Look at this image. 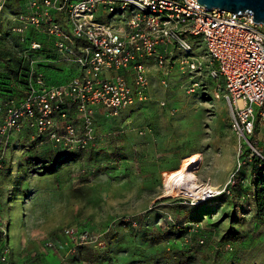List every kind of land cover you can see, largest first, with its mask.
Here are the masks:
<instances>
[{
	"label": "rangeland",
	"instance_id": "374dc122",
	"mask_svg": "<svg viewBox=\"0 0 264 264\" xmlns=\"http://www.w3.org/2000/svg\"><path fill=\"white\" fill-rule=\"evenodd\" d=\"M13 3L16 5V1ZM9 15L5 13L1 25L5 31ZM37 39L46 47L36 58L56 63L50 68L42 63L40 67L51 83H66L78 73L72 64L57 63L60 56L51 45L42 37ZM191 43L196 57L204 56L202 39L191 38ZM16 46L15 36L0 41L4 52L14 54ZM3 71L0 66V75ZM160 80V74L151 68L148 101L127 112L134 119L133 127H148L136 129L143 134L127 137L126 128L119 126L118 120L96 118L97 129L112 139L110 148L107 145L74 152L78 159L55 166L45 179L25 177L26 166L12 174L19 178L8 176L7 185L17 188V198L5 203L0 211L10 225L11 264H34L35 257L49 250L45 243L58 240L70 225L106 234L102 246L78 250L69 264H264V172L258 182L241 183L247 175L244 170L250 172L251 165L237 169L238 141L231 129L224 90H217L222 80L213 79L209 70H204L201 77H196L200 87L190 94L186 91L190 78L177 69L167 86ZM122 116L126 112L119 118ZM130 138L141 143L134 147H138L135 155L124 145ZM27 143L22 140L15 144L19 159L32 151ZM179 153L181 157L196 154L187 158L198 162L193 170L198 185L211 187L202 197L224 189L233 174L238 184L230 194L210 196L202 202L162 198L171 172L162 173L161 164L176 162ZM56 155L63 156L57 150ZM41 168L33 164L31 171ZM32 189L36 197L32 194L25 205L24 197ZM29 210L30 219L26 216ZM24 238L29 239L27 247L21 245ZM225 242L231 243L232 251L225 249Z\"/></svg>",
	"mask_w": 264,
	"mask_h": 264
},
{
	"label": "built area",
	"instance_id": "2783aa9c",
	"mask_svg": "<svg viewBox=\"0 0 264 264\" xmlns=\"http://www.w3.org/2000/svg\"><path fill=\"white\" fill-rule=\"evenodd\" d=\"M10 1L20 7L8 17L7 30L23 46L27 95L0 100V172L14 133L25 127L32 141L65 153L95 147L102 137L96 112L114 118L148 101L151 68L162 86L174 69L190 78L188 94L200 87L196 77L204 70L222 80L217 90H224L238 141L237 169L246 161L264 166V26L253 22L252 14L208 10L198 0H0V25ZM37 37L60 56L57 63L72 64L78 73L66 83H51L38 66L56 63L35 57L44 48ZM197 37L206 48L200 58L191 43ZM246 182L250 179L241 183ZM236 184L233 174L211 196L230 194ZM9 229L0 211V264H11ZM105 234L70 225L45 247L68 264L81 247L102 246ZM225 249L232 251L231 243Z\"/></svg>",
	"mask_w": 264,
	"mask_h": 264
},
{
	"label": "crops",
	"instance_id": "0c3cea01",
	"mask_svg": "<svg viewBox=\"0 0 264 264\" xmlns=\"http://www.w3.org/2000/svg\"><path fill=\"white\" fill-rule=\"evenodd\" d=\"M60 71L62 72L63 70L61 69ZM124 112H126V116H122V119L117 117L114 120L113 119L112 120L113 121L118 120L119 126L126 128L125 132L127 134L126 135L127 137L133 135V136H131L133 138L134 135L143 134V132H141V131H139L137 133L136 129L139 128L140 130H142V129L144 130V129L148 128V127H146V126L133 127L134 126L133 123H135V122H133V120H134L133 117L129 118L130 115L127 114L128 110H126ZM124 112H122V113H124ZM96 118H98V120H100V121L101 120H105L104 119V112L101 111V110H98L96 112ZM113 121H108L107 123L109 124V123H111ZM20 131H21V129L19 131L15 132L14 135H13L11 146H10V149H9V151L7 153V156H6L5 167L0 172V207H2V208L5 207V205H4L5 203H8V202L11 203L15 198H17V197H15V192H16L17 188L14 187L13 185L12 186H10V185L8 186L7 185L8 184V176H12V177L15 176L16 174L12 175L13 173H15V170H17L18 173H19L21 171L20 169L23 166H26L25 177H27V178L28 177H30V178L31 177H33V178L34 177H40V178L45 179L44 177L50 176L52 173L51 174H46V175H40V174L36 173L35 171L32 172L31 171V167H32L33 164H35L34 159L39 158V159L47 161L48 158L52 159L53 154H54V152L56 150L59 151L58 149L52 147L49 143L41 142V141H37V142L31 141V138H30L31 133H30L29 129L28 130L27 129L23 130L22 132H20ZM99 132H100V130H99ZM101 134H103V133H101ZM103 135H105V134H103ZM22 140H25V142H28L27 144H30L29 147L32 148V151L30 153H27L25 155L24 159H21V158L19 159L18 156H17L19 151L15 150V144L17 142L22 141ZM128 140L129 141H125L124 142V145H125L126 148H128V150H130L132 152V154H134V152L138 150V147H136L135 149H134V147L135 146H139L141 143L139 144L138 140H133L135 142H132L131 138L128 139ZM111 141H112V139L107 137V136L106 137H102L100 142L97 143L96 146L93 147V148H99L100 149L102 147L103 148L106 147L107 145H109V148H110ZM112 146H115V142H112ZM112 146H111V149L113 148ZM141 147H142V149H144L143 146H141ZM145 153L146 152L144 151L143 154H145ZM191 155H196V154L195 153H191V154H188V155H185V156L181 157V155L179 153V157L176 159V162H173V161H172L173 163L163 162L161 164V166H162L161 167V172L164 173V174H166V173L169 174L171 171H174V170L178 169L181 166L183 160L185 158L191 156ZM66 164L61 163L60 166H64ZM39 166H41V165L38 164V167ZM33 168L35 169L36 167H33ZM244 172L247 175H245ZM244 172H242L243 175H245L247 179H250V172L247 171V169H245ZM20 177H22V176H20ZM17 178H19L18 175L15 176V179H17ZM18 191L21 192V189L18 190ZM32 194H35V196L34 195L33 196L36 197V192L34 191V189H32L31 192L29 194H26V196L24 197V204L25 205L28 204L29 197ZM20 196H22V195H20ZM31 212L32 211L29 210L27 212L28 214L26 215L29 219L32 217V213ZM28 241H29V239L24 238L21 241L22 247H27ZM42 253L43 254H41L39 257H35V260L33 261L34 264H60L59 254L57 255L55 250H43ZM32 257H34V255H32ZM19 260H20V258L18 259V261ZM11 263H12V260H11ZM18 263L20 264L21 262H18Z\"/></svg>",
	"mask_w": 264,
	"mask_h": 264
},
{
	"label": "trees",
	"instance_id": "16d2710c",
	"mask_svg": "<svg viewBox=\"0 0 264 264\" xmlns=\"http://www.w3.org/2000/svg\"><path fill=\"white\" fill-rule=\"evenodd\" d=\"M14 1H10L8 2L7 6H6V10L5 13L9 12L10 15L8 17H10L11 15H15L20 11V7H17L14 3ZM0 32L3 33L4 37L0 39V41H5L8 37H10V33L5 30H3L1 28L0 25ZM43 38V37H42ZM17 39V38H16ZM37 39V38H36ZM37 41H39L37 39ZM41 42V41H39ZM43 45L45 43L41 42ZM16 49L14 54L13 53H8L1 51L0 50V66L3 67L4 69V75H0V99L2 98H9V97H14L17 98L18 100H21L22 98H25L27 93H26V81L24 80V78L26 77V71H27V65L23 62L22 58L20 57V52L23 50V46H21L18 42H17ZM45 45L44 48L41 52L36 53V56L39 54H44L45 52ZM35 56V57H36ZM51 60V59H49ZM42 64H39V68L41 67ZM43 66V65H42ZM45 67L50 68L51 65H45ZM2 74V73H1ZM132 108V107H131ZM129 108V109H131ZM127 109V110H129ZM126 111V110H124ZM122 111V112H124ZM122 112L119 114V116L122 114ZM117 116V117H119ZM117 117L114 118H106V119H115ZM99 131V130H98ZM100 133V132H99ZM100 135L102 137H105V135L101 134ZM101 137V138H102ZM101 138L98 140V143L100 142ZM37 142V141H34ZM92 149V148H91ZM59 150V149H58ZM126 150H128V148H126ZM58 153L62 154L63 156H59L56 155L55 157L53 156L52 159L50 160H42L39 158L34 159L35 164H40L42 166V168L38 171H36V173L40 174V175H46V174H51L53 173L55 166L57 167L58 165L60 166L61 163H69L72 161H75L76 159H78V156L76 154L78 153H65L61 150L57 151ZM130 152V150H129ZM59 156V157H58ZM132 156V154H131ZM59 160V161H58ZM250 163L251 165V170H250V181H260L261 177H262V173L264 172V166L260 169H257L256 165H255V161H246V165ZM177 170V169H176ZM44 171V172H41ZM173 172V171H171ZM256 173V177L253 178L252 174ZM247 178H242V181H245ZM241 184V183H240ZM233 190V189H232ZM226 194L222 195L225 196ZM204 203H199V205H202ZM140 221V220H139ZM171 233H167V235L165 236V238H169ZM230 243V242H225V244ZM81 249H87V247H81L79 250Z\"/></svg>",
	"mask_w": 264,
	"mask_h": 264
},
{
	"label": "bare ground",
	"instance_id": "6f19581e",
	"mask_svg": "<svg viewBox=\"0 0 264 264\" xmlns=\"http://www.w3.org/2000/svg\"><path fill=\"white\" fill-rule=\"evenodd\" d=\"M197 164L198 162L193 159H184L181 166L167 176L164 184L165 192L162 198L185 197L193 200L200 199L205 191H207V188L211 187H200L198 185L197 176L193 172ZM214 191H210L209 194L207 193L205 195L206 199L210 198L211 194H214Z\"/></svg>",
	"mask_w": 264,
	"mask_h": 264
},
{
	"label": "water",
	"instance_id": "95a60500",
	"mask_svg": "<svg viewBox=\"0 0 264 264\" xmlns=\"http://www.w3.org/2000/svg\"><path fill=\"white\" fill-rule=\"evenodd\" d=\"M198 3L208 10L252 14L253 22L264 26V0H198Z\"/></svg>",
	"mask_w": 264,
	"mask_h": 264
}]
</instances>
